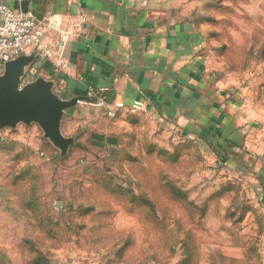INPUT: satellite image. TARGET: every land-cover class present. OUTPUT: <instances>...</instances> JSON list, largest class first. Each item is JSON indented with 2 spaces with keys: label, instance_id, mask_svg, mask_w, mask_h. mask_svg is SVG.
Here are the masks:
<instances>
[{
  "label": "rangeland",
  "instance_id": "rangeland-1",
  "mask_svg": "<svg viewBox=\"0 0 264 264\" xmlns=\"http://www.w3.org/2000/svg\"><path fill=\"white\" fill-rule=\"evenodd\" d=\"M208 1L221 129L0 132V264H262L264 0Z\"/></svg>",
  "mask_w": 264,
  "mask_h": 264
},
{
  "label": "crops",
  "instance_id": "crops-1",
  "mask_svg": "<svg viewBox=\"0 0 264 264\" xmlns=\"http://www.w3.org/2000/svg\"><path fill=\"white\" fill-rule=\"evenodd\" d=\"M205 1L6 0L16 9L28 8L42 22L41 45L53 53L48 59L35 47L28 51L35 61L26 71L38 70L28 81H51L63 100L107 89L102 98L80 101L66 111L62 133H72L92 113L109 116L117 125L141 130L154 123L156 132L187 135L221 129L216 118L224 93L211 76L215 55L206 26L212 5ZM21 127L43 133L37 124L0 132L26 133ZM261 199L264 203V190Z\"/></svg>",
  "mask_w": 264,
  "mask_h": 264
},
{
  "label": "water",
  "instance_id": "water-1",
  "mask_svg": "<svg viewBox=\"0 0 264 264\" xmlns=\"http://www.w3.org/2000/svg\"><path fill=\"white\" fill-rule=\"evenodd\" d=\"M34 61L35 55H22L5 64L0 75V130L37 124L44 137L65 155L74 142L61 131L65 112L89 98L63 100L55 93L53 83L42 77L26 82V70Z\"/></svg>",
  "mask_w": 264,
  "mask_h": 264
},
{
  "label": "built area",
  "instance_id": "built-area-1",
  "mask_svg": "<svg viewBox=\"0 0 264 264\" xmlns=\"http://www.w3.org/2000/svg\"><path fill=\"white\" fill-rule=\"evenodd\" d=\"M11 5L6 0H0V75L7 62L26 55L31 48L35 47L40 55L43 54L48 59L53 57L52 51L41 45L45 36L42 22L28 8L16 9ZM56 72L60 70L57 69ZM37 75L36 69L26 71V82ZM106 92L107 89L104 88L90 90L87 97L100 99Z\"/></svg>",
  "mask_w": 264,
  "mask_h": 264
}]
</instances>
